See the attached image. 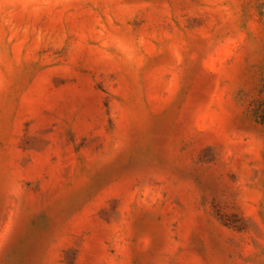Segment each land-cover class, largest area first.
<instances>
[{
	"label": "rangeland",
	"instance_id": "rangeland-1",
	"mask_svg": "<svg viewBox=\"0 0 264 264\" xmlns=\"http://www.w3.org/2000/svg\"><path fill=\"white\" fill-rule=\"evenodd\" d=\"M263 103L264 0H0V264H264Z\"/></svg>",
	"mask_w": 264,
	"mask_h": 264
},
{
	"label": "trees",
	"instance_id": "trees-1",
	"mask_svg": "<svg viewBox=\"0 0 264 264\" xmlns=\"http://www.w3.org/2000/svg\"><path fill=\"white\" fill-rule=\"evenodd\" d=\"M263 104H264V103H263ZM262 106H263V105H262ZM262 106H261V107H262ZM261 107H260V108H261ZM263 111H264V110H263ZM263 119H264V117H263Z\"/></svg>",
	"mask_w": 264,
	"mask_h": 264
}]
</instances>
